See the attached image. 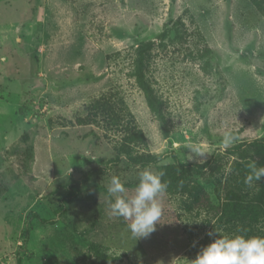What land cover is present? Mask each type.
Returning <instances> with one entry per match:
<instances>
[{
	"label": "rangeland",
	"instance_id": "374dc122",
	"mask_svg": "<svg viewBox=\"0 0 264 264\" xmlns=\"http://www.w3.org/2000/svg\"><path fill=\"white\" fill-rule=\"evenodd\" d=\"M147 43L144 75L163 103L168 138L135 77ZM105 96L123 102L145 136L132 155L162 157L148 166L169 183L147 238L111 215L107 192L119 176L131 195L144 168L118 150L120 132L81 124ZM262 121L264 15L253 0H0V264H90L93 244L114 264H190L217 238L209 232L244 234L218 206L227 188L259 191L236 168L255 152L227 150L264 138ZM228 133L237 139L224 147ZM175 158H213L215 167L174 184ZM75 182L78 194L64 204ZM201 192L214 207L197 200ZM246 227L245 235L264 232L262 220Z\"/></svg>",
	"mask_w": 264,
	"mask_h": 264
},
{
	"label": "trees",
	"instance_id": "16d2710c",
	"mask_svg": "<svg viewBox=\"0 0 264 264\" xmlns=\"http://www.w3.org/2000/svg\"><path fill=\"white\" fill-rule=\"evenodd\" d=\"M254 4L257 6L259 11L264 15V5L258 0H253ZM162 38H166V32L161 35ZM152 43H147L138 47V55L136 60V70L135 77L139 87L145 94L148 105L151 110L157 115L161 120L163 125L164 135L169 137V129L167 126V120L163 114V103L159 100L147 82L144 75V61L146 53L151 49ZM89 111L87 117L81 120L82 125H94L102 122L105 124V129L112 132H120L122 135L121 145L118 147L119 151L129 156V161L135 165L142 168H146L152 164H157L161 161L162 157H156L151 155L139 156L132 155V147L135 146H145L146 139L141 130L133 123L132 119H129V113H127V108L125 105L121 104L119 106L116 102L112 101L110 97H101L95 102L91 103L88 107ZM27 140V135H25ZM248 148L255 152L256 157L254 160L248 161L244 164H238L236 168L242 172V178L246 177L248 174L247 165L251 162H256L258 167H264V138H258L249 142H241L240 144L228 149L227 151L232 154H238L246 151ZM27 160L33 158V147L29 146L25 150ZM176 159V158H175ZM213 158L208 160L203 164H192V163H181L176 159V165L169 167V179L174 184H183L186 181L192 180V174L197 173L198 175L204 174L206 171L213 169ZM94 171H90L86 175V179H91ZM256 183L260 186L259 191L253 195L242 194L238 188L230 187L227 188V196L222 201V218L227 222H236L242 224L246 228L244 235L246 234L247 227L251 226L258 220H262L264 224V180ZM81 182H75L69 186V196L67 199L63 200L64 204L69 203L74 199L79 191ZM200 193V192H199ZM197 197V196H196ZM199 199V200H198ZM197 200L203 203L204 206L214 207L213 201L210 195L201 192V195ZM64 206L59 209V212H64ZM39 218V217H38ZM45 220H43L44 222ZM253 236H264L262 233H253ZM247 235V236H251ZM91 249L94 250V260L90 264H114L115 259L111 256L106 255L101 246L98 244L91 245ZM18 264H21V260H18Z\"/></svg>",
	"mask_w": 264,
	"mask_h": 264
},
{
	"label": "clouds",
	"instance_id": "9594fccd",
	"mask_svg": "<svg viewBox=\"0 0 264 264\" xmlns=\"http://www.w3.org/2000/svg\"><path fill=\"white\" fill-rule=\"evenodd\" d=\"M236 139L235 135L226 134L223 137V146L231 147ZM162 163L166 164L167 161ZM247 168L249 171L244 179L247 186L252 187L253 181L264 180V167H258L253 161ZM165 175L163 170L144 168L138 172L139 182L131 195L119 176L111 178L107 187L109 196L114 197L110 204L111 215L131 221L128 229L134 237L147 238L156 230L162 215L159 197L166 192L169 183L164 179ZM208 236L217 238L202 247L190 264H264V236H221L216 230L209 232Z\"/></svg>",
	"mask_w": 264,
	"mask_h": 264
}]
</instances>
